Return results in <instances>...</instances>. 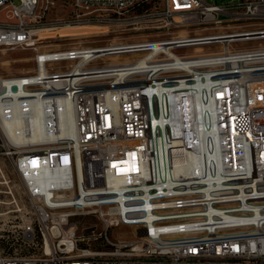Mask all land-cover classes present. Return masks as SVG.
Instances as JSON below:
<instances>
[{
	"label": "built area",
	"instance_id": "obj_1",
	"mask_svg": "<svg viewBox=\"0 0 264 264\" xmlns=\"http://www.w3.org/2000/svg\"><path fill=\"white\" fill-rule=\"evenodd\" d=\"M58 1L0 0V48L35 64L0 77L17 177L1 174L0 264H264V0H60L71 16L48 20ZM86 23L155 37L43 45Z\"/></svg>",
	"mask_w": 264,
	"mask_h": 264
},
{
	"label": "rangeland",
	"instance_id": "obj_2",
	"mask_svg": "<svg viewBox=\"0 0 264 264\" xmlns=\"http://www.w3.org/2000/svg\"><path fill=\"white\" fill-rule=\"evenodd\" d=\"M231 1L237 3L239 0H209L210 3L218 4L228 3ZM11 2L16 6H19L21 4V0H11ZM7 11L8 9H5L0 13V20H7ZM71 12L72 8L59 0L56 5L47 12L46 17L48 18V20L67 19L71 16ZM80 26H89V32H87L86 34H80L69 37H60L61 31L63 30H57L54 32H43L41 36L47 37L45 38V44L43 45L46 46L47 50H61L76 46L102 47L120 41L155 37V34H152L151 30H146V32L140 31V33L138 34L140 36H133L135 34L130 33L129 29H125L116 25L112 26L105 24L86 23L81 24L77 27ZM33 56L34 54L31 50H11L6 48H0V77L19 76L26 74L27 72H32L35 68ZM3 152L4 147L2 146V142L0 140V183L4 180L1 174L8 176L12 181L15 182L17 180V177L14 172L13 164L5 156L1 155ZM3 191L4 187L0 185V192ZM16 193L18 197L23 196L20 189H17ZM0 202L6 203L7 195L0 194ZM8 209V206L2 205L0 210L2 212H7ZM90 222L92 223L95 221L90 220ZM112 235L114 237H121L124 239L134 238L132 229L129 227H121L120 229L113 231Z\"/></svg>",
	"mask_w": 264,
	"mask_h": 264
},
{
	"label": "bare ground",
	"instance_id": "obj_3",
	"mask_svg": "<svg viewBox=\"0 0 264 264\" xmlns=\"http://www.w3.org/2000/svg\"><path fill=\"white\" fill-rule=\"evenodd\" d=\"M88 27L89 26L64 28V29H62L63 31H61L60 37H69V36H75V35H80V34H86L90 30V29H88ZM202 114H203V108L201 106H199L195 112V115H194L195 124H199L201 122ZM35 116L38 119V124H33V126H32V137H30L27 140V142H26L27 144H30V143L36 144V143H40V142L45 141L44 140V130L45 129H44V126H43V123L41 120V114H40L39 110L37 111ZM62 117L65 118V115L62 114ZM64 118L61 121L62 126L64 128L70 127L71 123H69L68 120H66ZM6 124L8 125L9 122L7 121ZM16 124H15L16 129L14 131H12L13 134H11V136L16 137L15 140H17L18 139L17 137H20L22 135L21 133H23L22 122L18 120L16 122ZM192 163L194 164V163H196V161L194 160ZM130 166H131V163L129 162L127 169L130 168ZM52 177H53L52 175H48V176L42 177L41 179L47 180V179L52 178Z\"/></svg>",
	"mask_w": 264,
	"mask_h": 264
}]
</instances>
